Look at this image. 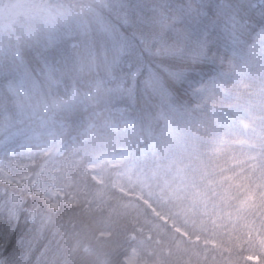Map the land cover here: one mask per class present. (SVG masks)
Listing matches in <instances>:
<instances>
[{"label": "trees", "instance_id": "16d2710c", "mask_svg": "<svg viewBox=\"0 0 264 264\" xmlns=\"http://www.w3.org/2000/svg\"><path fill=\"white\" fill-rule=\"evenodd\" d=\"M79 1L90 12L86 37L91 40L83 51L84 70L64 73L56 90L59 96L73 90L78 96L59 115L64 139L90 124L93 139L96 126L121 114L131 122L129 132L143 139L140 144L132 139L129 149L152 142L166 166H177L169 175L179 181L172 179L169 186L181 195L171 213L190 238L154 219L109 182L96 184L86 169L88 157L79 155L65 165L63 180L73 206L52 210L26 190L0 182V260L124 264L131 248L145 242L166 254L163 264H264V150L243 136L244 109H219L206 96L220 74L244 66L241 58L264 29V0ZM108 34L123 39L116 61L101 45ZM77 39L23 49L24 64L38 83L47 85L48 71L69 66L70 42ZM6 72L1 89L16 79ZM127 144L120 139L110 148ZM17 237L9 249V239ZM251 254L260 257L258 263L247 259Z\"/></svg>", "mask_w": 264, "mask_h": 264}, {"label": "rangeland", "instance_id": "374dc122", "mask_svg": "<svg viewBox=\"0 0 264 264\" xmlns=\"http://www.w3.org/2000/svg\"><path fill=\"white\" fill-rule=\"evenodd\" d=\"M87 14L90 12L87 13L79 0H36L35 3L0 0V78L7 70L16 76L14 81L8 80L4 88H0V182L26 190L52 210L60 204L73 206L76 201L63 186L65 165L76 161V156L85 155L89 160L86 169L96 184L102 186L109 182L118 193L140 202L154 219L188 240L189 235L171 213L172 205L181 195L176 187L170 190L169 186V181H179L176 174L169 175L177 166H166L152 142L136 143V147L129 149L132 139L139 144L143 139L137 131L129 132L131 122L120 112L109 122L96 126L93 139L92 124L77 136L64 139L66 128L59 115L69 109L78 96L74 90L59 96L56 90L64 73L83 71L86 67L83 51L90 48L91 39L86 34L92 26ZM75 37L78 39L70 42L69 66L48 71L45 74L47 85L38 83L24 64L23 49L42 42L53 45L60 38L74 40ZM108 38L109 41L101 45H107L116 61L121 52L118 40L123 39L119 37L116 41L110 34ZM255 38L241 58L242 69L220 74L221 78L206 88V96L211 95L210 100L219 109H244L247 118L243 121L247 127L243 136L264 150V29ZM76 48L81 53H77ZM109 126L110 133L104 134ZM120 139L128 144L116 150L110 148V145L117 146ZM144 243L131 248L124 264H163L166 254ZM247 259L258 263L260 257L251 254ZM0 264L16 263L4 259Z\"/></svg>", "mask_w": 264, "mask_h": 264}, {"label": "snow or ice", "instance_id": "6c2138e0", "mask_svg": "<svg viewBox=\"0 0 264 264\" xmlns=\"http://www.w3.org/2000/svg\"><path fill=\"white\" fill-rule=\"evenodd\" d=\"M16 224H17L16 228H13V229H12V236H13V237L16 236V233H17V231H18V229H19V221H17ZM18 242H19V238H18V237H17L16 239H9L8 246H7V247H8L9 249H11V248H13V247L16 245V243H18Z\"/></svg>", "mask_w": 264, "mask_h": 264}, {"label": "clouds", "instance_id": "9594fccd", "mask_svg": "<svg viewBox=\"0 0 264 264\" xmlns=\"http://www.w3.org/2000/svg\"><path fill=\"white\" fill-rule=\"evenodd\" d=\"M29 3H35L36 0H28Z\"/></svg>", "mask_w": 264, "mask_h": 264}]
</instances>
